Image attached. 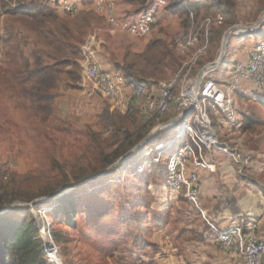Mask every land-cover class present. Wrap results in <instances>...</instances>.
<instances>
[{"label": "trees", "instance_id": "trees-1", "mask_svg": "<svg viewBox=\"0 0 264 264\" xmlns=\"http://www.w3.org/2000/svg\"><path fill=\"white\" fill-rule=\"evenodd\" d=\"M0 1V24L3 18L4 26V33L0 31V42L5 46L0 63V94L19 113L27 116L28 124L24 126L23 130L36 150L34 156L37 163L35 170H30L26 174L11 171L8 163L0 164L1 211L17 201L31 203L41 197H55L63 190L72 188L76 185L75 183L86 176L88 177L86 170L80 167L81 174L77 178V182L73 184H65L55 189L43 182H39L36 187L23 184L34 173L44 179L61 173L59 162L49 160L41 153V143H44L45 139L43 140V138L49 131L50 123L55 116L58 91L64 81L70 84L71 89L80 90L82 83L81 61L84 58L82 47L86 42L87 34L92 30L93 15L91 12L85 11L74 17L64 16L59 10L42 0ZM215 1H217L215 6L206 8H213L212 10L217 13L222 12L226 7L230 10L229 17L236 14V10H234L237 7L236 0ZM86 2L89 4L92 0ZM181 2L182 0H169L166 10L174 9L178 13H189L190 9L183 6ZM200 6H202L201 3H197L191 10L195 11ZM260 18V12H256L250 19V23L258 21ZM226 22L225 19L222 27L212 30L211 34L216 36L212 40L210 39L209 54L211 49H215L218 55L225 29L238 23L234 16L231 20L228 18V22ZM251 36L263 40L264 27L257 33L241 37L249 38ZM215 43L217 46L212 48ZM217 55L212 56L211 61ZM237 63L230 62L228 45L224 62L218 70L228 69ZM202 66L204 65L199 64V68ZM179 67V61L170 51L169 44L162 39H154L143 54L129 52L125 56L123 65L117 64L116 70L106 71L129 74L158 72L164 75L169 70L172 73L176 72ZM134 77L138 80L136 75ZM209 77L211 76L209 75ZM98 94L104 98L101 92L98 91ZM104 101L106 104L99 118L102 125L108 130L107 136L94 131L85 132L90 142L85 144L89 146L87 148H92V175L109 168L144 140L158 124L155 119L145 118L138 110L126 118L120 115L105 98ZM244 114L240 133L254 132L262 125L261 120L256 116ZM176 130L177 128L174 127L157 133L138 154L134 155L122 167L128 166L135 156L143 155L149 148L172 140ZM118 169L108 176L119 171ZM5 175H8V180L4 179ZM141 178L142 183L134 189L135 192L133 191L132 202H126L128 206L130 205V209L126 216L123 215L122 220L127 223L133 222V227H130L133 242L121 257L114 255V252L120 251L119 242L114 241L110 244L111 247L107 250V254L114 264H158L157 257L161 254L162 247L154 240V236L160 231H165L171 223H179L176 226L177 230L179 229L176 238L182 243L204 242L209 239L217 243L201 212L188 202L184 194L178 199L183 210L171 203L170 189L166 186L165 164L151 166ZM87 185L88 183L50 204L55 206L51 211V235L57 245H61L62 242L60 235L55 232L59 216H61L60 224L73 225V217L79 209H87L94 219L102 217L101 215L111 209V205L105 202L104 193H102L111 184L104 182L102 187L92 189V200L86 198L85 192L83 193V189ZM126 190L128 189H124V191ZM155 193L162 197H156ZM111 197L116 198L118 195L113 194ZM46 206L39 204L33 209L14 206L5 214L0 215V264H52L48 261L45 242L34 216V212L40 214L41 209ZM190 207L194 212H189ZM100 208L103 209L101 212L98 211ZM136 209L139 213L133 214L132 211ZM167 211L168 213H164ZM142 220L144 224L141 223ZM172 220L174 221L171 222ZM249 224L250 221L238 222L233 225H243L247 229ZM199 225H201L200 229H198Z\"/></svg>", "mask_w": 264, "mask_h": 264}, {"label": "built area", "instance_id": "built-area-1", "mask_svg": "<svg viewBox=\"0 0 264 264\" xmlns=\"http://www.w3.org/2000/svg\"><path fill=\"white\" fill-rule=\"evenodd\" d=\"M42 1L53 6L63 15L74 17L81 12V5L87 0ZM116 1L92 0L93 9L112 31H122L135 38L150 37L161 13L169 5V0H142L139 17L130 20L118 17ZM193 19L194 15L191 13L189 23ZM224 22L222 14L207 17L199 27L191 23L175 38L173 46H170L172 53L180 57H187L191 51L195 53L184 63L181 71L162 82L159 88H151L139 83L129 73L108 72L92 63V47L98 40L97 36L90 35L82 47L84 53L81 61L82 81L92 85L93 93L101 92L122 116L130 117L136 106L141 107L139 110L140 112L142 110L145 118L157 119L169 114L173 108L177 110L179 117L193 107L190 117L166 128H177L172 140L149 148L139 158L143 160L142 164L130 163L127 168H131L133 176H138L144 174L146 169L153 165L165 164L166 186L171 191L183 193L188 202L202 213L218 246L228 254L241 257L244 264H264V238L258 236L255 223L249 224L247 229L243 225L221 228L206 216L202 208L201 181L197 170L214 173L217 169L216 165L208 160V153L216 149L237 163H243L240 154L225 144L218 133L221 131L231 134L242 130L243 120L237 113L235 96L248 82L255 85L257 94H264V41L262 40L258 42L248 61L238 62L230 69L228 78L224 82H218L207 75L200 87L199 99L195 100L196 80L191 77L193 67L208 53L210 42L208 36L212 32V27L220 28ZM201 36L205 42H201ZM198 46L200 48L196 50ZM136 165L139 166L134 168ZM7 176L5 175L6 180L9 178ZM44 214H47L45 210ZM42 228L41 235L50 237L51 223ZM46 251L50 263L53 261L54 264H60L56 246L51 247L49 244Z\"/></svg>", "mask_w": 264, "mask_h": 264}, {"label": "rangeland", "instance_id": "rangeland-1", "mask_svg": "<svg viewBox=\"0 0 264 264\" xmlns=\"http://www.w3.org/2000/svg\"><path fill=\"white\" fill-rule=\"evenodd\" d=\"M12 4V6H14V3ZM256 5L257 12H260L261 15L264 14V0H255V6ZM85 11L92 13L93 20H102V18H100L99 15L96 13L95 9H93L92 2L89 4L88 2H85L81 5V12ZM202 21L199 19L197 20L194 15V19L190 20V23H188L187 26L181 32L185 31L191 23L194 26L196 25V27H199ZM213 29H218V27H212V30ZM0 31L4 33L3 18L1 19ZM90 33L91 32L87 34L85 40L88 39ZM180 33L174 36V38L171 40V43H169V46H173L175 38ZM208 38L212 40L214 38L213 33L211 34V38L209 33ZM260 41H262V39H253L252 42L254 43L252 51L255 50L256 45ZM201 42H205L202 40V36ZM200 46H198L196 50L199 49ZM214 46L215 44L212 45V48H214ZM4 49V43L2 44L0 42V63L3 58ZM207 52V55L199 59L197 64L193 67L191 77L195 80L199 71L203 67L208 65V61L211 58L209 56L210 42ZM244 52L245 47L240 50V54L244 55ZM194 53V51H191L187 57H180L173 52L174 56L178 59L180 64V67L176 70L173 75L182 70L184 63L186 61H189ZM211 63L213 62H209V64ZM199 64L205 65L199 68ZM229 71V68L227 69V71H224V80H227L228 75L230 73ZM217 72H219V70H216V72L214 73ZM209 75L211 76V78H214L212 73H210ZM86 84L88 85L87 88H85L86 90L92 87L89 82H87ZM253 87L255 88L254 84ZM69 90H71L70 84L64 81L58 91L59 96L55 116L50 123L49 131L45 134L43 138V140L45 139L44 143H41V153L47 159L59 162L61 173L54 174L51 178L47 179L41 178L37 173H34V175L30 176L27 181L23 183L24 185H31L33 187H36L39 182H43L49 184L52 189H55L65 184H73L77 182V178H79L81 174V172L79 171L80 167L86 170L88 176L92 175V148H87L89 146L85 144L89 142V137L85 134V132L94 131L107 136L108 130L102 125L99 118L98 110L92 104L91 106L83 107L84 104L81 103L78 98L76 99L75 97H70L69 100L73 99L74 104L77 106H73L70 109L61 107V97L66 96V94L70 92ZM98 95L100 94H97V97H99ZM257 97H248L249 99L251 98L252 101H241L242 98L235 96V103L237 102V100L239 101L236 103L238 115L243 113H246L247 115H254L259 118L262 122V125L259 128H257L254 132H250L244 137V141L242 142V145H240L241 149L239 150V154L242 157L243 163H246L247 165L251 166L252 173L254 175H258L257 180L264 183V106H262L261 103H257L254 101V98L257 99ZM102 104L105 105L106 102L103 101ZM138 109H141V107H138ZM134 113L135 112L133 111L131 115H133ZM142 113L143 112L141 110V114ZM169 116L170 115L167 114L166 116L161 117V123L157 124L156 126L170 121ZM124 117L127 118L128 116ZM148 119L152 120L155 119V117H150ZM145 121L143 123H145ZM26 124H28L27 116L25 114L19 113L0 94V164L8 163L11 171H17L20 174H26L30 170L34 171L37 164L36 158L34 156L36 150H34L33 146L27 139L26 134L23 130ZM169 124L170 125H168V127L172 125L171 123ZM218 133L221 135V137H223V132L218 131ZM47 136H50L51 139L47 138ZM223 140L225 141V138H223ZM139 158L140 156L137 155L135 156L134 160L130 162L134 164H142L143 160H139ZM122 166H120V168L118 169L119 171H117L116 173L98 179L94 182L91 181V183H88V185L83 189V193L85 192L84 195L86 196V198H90L92 200V189L97 187L100 188L99 186L104 184V182L105 184L109 183L111 185H114H110L109 187L105 188L102 192L104 193L103 198H105V202L111 205V209L109 211L101 215L102 217L94 219L89 214L87 209H79L78 213L73 217V225L60 224L59 222L61 221V216H59L57 218L58 223L55 225V232H57L62 238L61 245H57L55 243L51 235V230L50 237H44L45 245L46 243H49L51 247L56 246L58 252L57 258L60 259V264H114L110 256L107 254V250L111 247L110 244L114 241L119 242L120 251L114 252V255L116 257H121L123 255V252L132 245L133 239L131 237L130 227H133V222L127 223L126 221L122 220L123 215L126 216L128 210L130 209V205L128 206L126 202H132L134 198L133 191L142 183L141 177L143 176V174L133 176L131 168L128 169L127 166ZM137 166L139 165H136L134 168H137ZM149 168H147L146 171ZM126 188L128 190L124 191V189ZM69 189L71 188L65 189L63 191ZM113 194L118 195V197L112 198L111 196H113ZM155 196L159 198L161 195L159 196L158 193H155ZM125 197L128 198L126 199ZM41 198L51 197L45 196ZM53 202L45 203V205L47 206L41 209L40 214L34 212V216L37 218V223L39 222L42 227H44L48 223H52L51 211L55 206L53 207V205L51 206L50 204ZM94 202L96 203V201ZM44 210L47 212V214H44ZM102 210L103 209L100 208L98 211L101 212ZM132 213H139V211L136 209L132 211ZM164 213H168V211ZM173 221L174 220H172L171 222ZM141 223L144 224V221L142 220ZM177 224L179 223H171L170 226L168 225L165 231H160L154 236V240L158 242V244L164 249V251H161V254L159 255L160 259L158 261L160 262V264H170L171 261H173L172 263L175 262L176 264H185L177 253V251H179V244L176 242L178 241L176 236L177 231L179 230H177ZM181 244L184 243L181 242ZM49 260L50 258L48 256V261ZM52 263L54 264L53 261Z\"/></svg>", "mask_w": 264, "mask_h": 264}, {"label": "crops", "instance_id": "crops-1", "mask_svg": "<svg viewBox=\"0 0 264 264\" xmlns=\"http://www.w3.org/2000/svg\"><path fill=\"white\" fill-rule=\"evenodd\" d=\"M216 2L215 0H182V5L190 9L189 13H178L174 11V9L164 10L158 19L153 34L147 38H135L122 31H112L105 20L95 19L92 21L90 35L97 36L98 42L92 47L91 61L104 70L114 71L117 68V64L123 65L127 53L143 54L154 39H162L168 44L171 43L174 36L187 26L191 13H194L196 19L201 21L210 16L223 14L228 22V18L231 20L234 16L238 23L226 28L224 34L228 29L234 26H252L261 19L250 23V19H252V16L257 12L255 0H236L237 7L234 9L236 10V14L231 15V17H229L230 10L226 7L222 12L220 11L217 13H215V10H212L213 8H206L215 6ZM197 3H201L202 6L192 11L191 8L195 7ZM116 4L118 17L135 20L141 13L142 0L131 2L117 0ZM261 16H263V14ZM223 36L221 38V43ZM241 36L243 35H234L229 40L228 45L231 63L249 60L253 52L252 48L254 42L252 41L255 37L242 38ZM215 42L217 43V40H215ZM216 43L215 46H217ZM244 47V55H241L240 50ZM169 48L171 51L170 46ZM216 55L217 52L215 49H211L209 56L212 58V56L215 57ZM211 58L208 64L209 62H214L217 57L214 58L213 61H211ZM224 71H227V69H220L217 73L212 72L215 78L213 79L222 82L225 78ZM174 73L175 71L172 73V71L169 70L165 72L164 75L158 72L154 74L135 72V74L133 73L131 75H136L137 81L148 87L159 88L160 84L168 80ZM87 86L85 82L81 83L79 91L73 89L69 90L70 92L67 93L66 96L61 97V107L70 109L73 106H77L74 104L73 99L69 100L70 97H75L84 104L83 107L91 106V104L96 107L100 116L105 107V105L102 104L104 98L100 95L97 97V93H93L91 87L86 90L85 88H87ZM237 96L242 98L241 101H252L251 98L249 99L248 97L258 96L257 99L254 98V101L257 103L263 102L261 105L264 106V95L257 94L252 83H245ZM237 102L239 101L237 100ZM137 110L139 111L136 106L133 111L137 112ZM169 115V120H174L178 117V112L173 108ZM244 115V113L240 114V119L243 120ZM155 120L158 124L161 123L160 119L155 118ZM223 133L222 138H225V144H228L230 148L237 153H239L241 149L240 145H242L244 137L249 134L240 132L231 134H227L226 132ZM208 160L217 167L214 173L197 170L201 181L202 208L206 216L219 224L221 228H228L238 222L250 221V224L255 223L257 226L258 236L264 238V184L257 180L258 175L252 173L251 166L246 163H237L235 160L230 159L226 154L218 152L216 149L208 153ZM182 194L183 193L170 191L169 198L171 203H174L176 207L183 210L182 205L178 201ZM188 210L189 212L192 211L191 207ZM200 226L201 225L198 226V229H200ZM176 242L179 244V251H177V253L185 264H244L241 257L224 252L217 243H214L210 239L204 242H185L184 244H181L179 240ZM162 251H164L163 248ZM159 259L160 258L157 257V261ZM172 262L173 261H171L170 264H176ZM158 264H160L159 261Z\"/></svg>", "mask_w": 264, "mask_h": 264}, {"label": "water", "instance_id": "water-1", "mask_svg": "<svg viewBox=\"0 0 264 264\" xmlns=\"http://www.w3.org/2000/svg\"><path fill=\"white\" fill-rule=\"evenodd\" d=\"M264 27V14L262 16V18L254 25L252 26H234L230 29H228L222 39V43H221V49H220V53L218 58L216 59L215 62L206 65L205 67H203L199 73L197 74L196 77V96H195V100L197 101L199 98V90L200 87L203 83L204 78L209 75L212 72H215L216 70L219 69V67L221 66V64L224 62V59L226 57L227 54V49H228V44H229V40L232 36L234 35H244V34H253L257 31H259L261 28ZM193 113V107L190 108L189 110H187L186 112H184V114L182 116H179L177 118H175L174 120H170L167 123H163L160 124L158 126H156L149 134L148 136L142 140L137 146H135L133 149H131L127 154H125L124 156H122L120 159H118L114 164H112L109 168L98 172L96 174H93L91 176H88L84 179H82L80 182H78L76 185H74L71 189L63 191L62 193H60L59 195L55 196V197H51V198H40L37 199L31 203H24L21 201H17L14 202L12 205L2 209L0 211V215L5 214L6 212H8L11 208H13L14 206H20V207H25V208H31L33 209L36 205L39 204H45L47 202H53V201H57L58 199L62 198L64 195L70 194L74 191H76L77 189H79L81 186L94 181V180H98L101 178H104L106 176H108L110 173L116 171L120 166H122L125 163H128L129 160L136 154H138L145 146L146 144L151 141L154 136L159 133L162 130H165L168 125H170L169 123L173 124H177L182 120L187 119L188 117H190V115ZM36 218V217H35ZM37 220V218H36ZM38 227L40 229V232L42 233V226L39 224V222L37 223ZM43 236V239L44 235ZM49 248V243H46V248Z\"/></svg>", "mask_w": 264, "mask_h": 264}, {"label": "bare ground", "instance_id": "bare-ground-1", "mask_svg": "<svg viewBox=\"0 0 264 264\" xmlns=\"http://www.w3.org/2000/svg\"><path fill=\"white\" fill-rule=\"evenodd\" d=\"M117 5V4H116Z\"/></svg>", "mask_w": 264, "mask_h": 264}]
</instances>
